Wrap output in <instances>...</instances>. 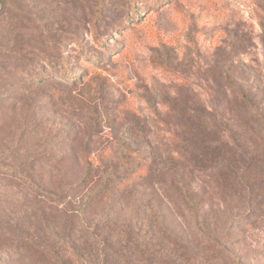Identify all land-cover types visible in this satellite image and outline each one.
Wrapping results in <instances>:
<instances>
[{
	"label": "rangeland",
	"instance_id": "374dc122",
	"mask_svg": "<svg viewBox=\"0 0 264 264\" xmlns=\"http://www.w3.org/2000/svg\"><path fill=\"white\" fill-rule=\"evenodd\" d=\"M128 2L0 0V264H264V0ZM81 34L103 66L76 81L46 69L69 55L85 71ZM101 154L130 166L97 164L82 185L86 156ZM107 175L113 189L94 193ZM18 219L21 262L5 238Z\"/></svg>",
	"mask_w": 264,
	"mask_h": 264
},
{
	"label": "trees",
	"instance_id": "16d2710c",
	"mask_svg": "<svg viewBox=\"0 0 264 264\" xmlns=\"http://www.w3.org/2000/svg\"><path fill=\"white\" fill-rule=\"evenodd\" d=\"M8 0H3V2H6ZM136 4V0H129L128 2V6L129 9H133L135 7ZM99 13H97V19H99ZM130 17V16H128ZM91 36L93 37V41L95 42V44L99 47V48H103L105 49L107 47V45L110 43L108 41H104L105 39H103L100 34H99V30H98V26L97 25H93L92 30L90 32ZM263 34H264V26H263ZM77 42V44L79 45V51H77L78 55L81 57L80 58V62L75 65H81L84 61H87L86 68L85 71L83 70H74V67L72 66L71 62H70V56L69 55H62V56H58V57H47L45 58V62H46V69L50 70L51 73L59 76H65L67 78H70V81H76V80H83L84 78H86L87 76L90 75L91 71H97L98 68H101L103 66V58L98 56L99 54L96 53H88L86 50V42H85V37L83 34L81 35H76L75 39H74V43ZM79 67V66H77ZM95 67V68H94ZM94 68V69H93ZM31 72V77L32 81L34 83V85H45V70L38 68L37 66H31L28 68ZM92 69V70H91ZM78 73H80L78 75ZM229 79V78H228ZM229 85L231 87H235L238 94L240 95V97L245 101V102H250V95L243 92L240 87L233 83L231 79L228 80ZM253 107V105L251 104V108ZM255 108V107H254ZM252 109L253 110V115L255 116H260V112L258 110V108L256 109ZM171 136L174 138H176L177 136L173 133H171ZM216 143V141H215ZM179 151H174L173 155L176 157H180V154L178 153ZM104 158L101 155H99L98 158L93 159L91 158V156L87 155L85 160H84V164H83V170H84V176L81 180V182L84 184H89L92 181V174L97 166V164H99L101 167L106 168L110 171V173H112L111 171H114V169L116 171H118V169H128V167L130 166V163L127 162V160H121L120 162H117L116 165H113L112 163H106L104 162ZM3 161V156L2 154H0V165L1 162ZM105 166V167H104ZM150 169V165L148 163H144L142 165V167L138 168V169H132L129 173H127L126 175V184L129 183H133L134 180L136 178H138L141 173H147ZM6 170V169H5ZM11 175H13L14 177H16L17 180H21L24 185L30 187L32 190L34 189H40L41 192L45 191V188H41L40 187V183L31 176L30 173L24 172L21 169L15 168V169H8L7 170ZM105 171V170H104ZM103 171V172H104ZM181 181V180H179ZM100 181L96 180L94 182L93 185V189H94V193H98L96 191L97 188H104V189H113L114 185L112 184V181L110 180V175H107L103 178L102 180V184H100ZM182 188L183 189H187L188 193H187V199H188V203H189V207L192 211H196L198 208V196L199 193L195 190L192 189V185L189 182H181ZM35 191V190H34ZM43 194V193H42ZM44 195L49 196L52 195L50 192H44ZM91 197V196H90ZM87 200H82L81 201V205H80V210L83 211V208L85 206L88 205ZM14 231L11 234L13 237L7 236L10 234H7L6 232V236L5 238H9L11 241V245L12 248H9L10 250H13V254L15 255V261H20L21 262V258H28L30 257V243L29 240H20V226H22V220L18 219L16 221H14ZM47 230V233H50V237L54 236L53 232L49 230V228L45 229ZM50 231V232H49ZM5 234V232H4ZM32 243H34L33 241H31ZM4 251V248H1ZM236 256V255H235ZM234 263L235 264H242L241 262L237 261V257L234 259ZM29 264H33V262H30Z\"/></svg>",
	"mask_w": 264,
	"mask_h": 264
}]
</instances>
